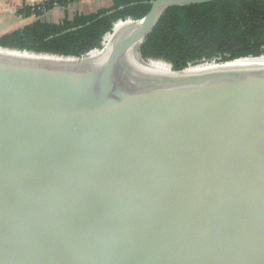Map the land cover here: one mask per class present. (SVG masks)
<instances>
[{"label":"water","instance_id":"water-1","mask_svg":"<svg viewBox=\"0 0 264 264\" xmlns=\"http://www.w3.org/2000/svg\"><path fill=\"white\" fill-rule=\"evenodd\" d=\"M209 1H149L98 57L0 56V264H264V69L141 54Z\"/></svg>","mask_w":264,"mask_h":264},{"label":"trees","instance_id":"trees-1","mask_svg":"<svg viewBox=\"0 0 264 264\" xmlns=\"http://www.w3.org/2000/svg\"><path fill=\"white\" fill-rule=\"evenodd\" d=\"M79 1L59 0L58 4L68 8ZM149 1L111 0V6L90 13L70 16L67 12L60 22L37 18L1 36L0 52L80 59L102 47L103 37L114 23L143 19L150 11ZM34 8L23 7L21 12L26 17L32 13L40 17L55 5L50 1ZM141 54L149 64L163 70L171 65L175 71L263 56L264 0H213L171 7L144 40Z\"/></svg>","mask_w":264,"mask_h":264},{"label":"crops","instance_id":"crops-1","mask_svg":"<svg viewBox=\"0 0 264 264\" xmlns=\"http://www.w3.org/2000/svg\"><path fill=\"white\" fill-rule=\"evenodd\" d=\"M44 0H0V36L16 29L18 27H24L25 25L32 23L37 19V15L32 13L30 16H25L24 13L21 12L23 7H34L35 5H39ZM82 3H88L87 0H80ZM77 3L71 4L68 8L64 6H60L47 11L44 14V17L52 20L53 22H60L67 15V12L70 16L74 14V12H78L75 8ZM79 12L90 13L92 11L79 10ZM43 17V16H42Z\"/></svg>","mask_w":264,"mask_h":264},{"label":"bare ground","instance_id":"bare-ground-1","mask_svg":"<svg viewBox=\"0 0 264 264\" xmlns=\"http://www.w3.org/2000/svg\"><path fill=\"white\" fill-rule=\"evenodd\" d=\"M122 26V22H119L115 25V29L113 31V34L111 36L108 37L107 40H109V45L113 42V40L115 39L116 36V31L118 29H120ZM3 55H8V56H15V57H19V58H25L27 60H31V61H37L36 59L26 56V55H12V54H8V53H3L0 52V56ZM103 54V53H102ZM102 54L98 55L101 56ZM133 58H137V53H133ZM153 68L155 69H159L162 71H168L167 70H163L161 68L155 67L154 65H156L155 63L150 64ZM228 69H243V70H258V69H264V56L261 57H249V58H244V59H239L237 61H233V62H229L226 63L224 65H215V64H205L203 66H199L196 68L197 72H210V71H217V70H228Z\"/></svg>","mask_w":264,"mask_h":264},{"label":"rangeland","instance_id":"rangeland-1","mask_svg":"<svg viewBox=\"0 0 264 264\" xmlns=\"http://www.w3.org/2000/svg\"><path fill=\"white\" fill-rule=\"evenodd\" d=\"M87 4L84 2V3H82V2H80L79 1V3H77V6L75 7V8H77L76 10L79 12V10H85V11H97V10H99L100 8H102V7H109V6H111L112 5V2H111V0H87ZM60 8V5H58L57 6V8ZM56 8V7H55ZM58 8V9H59ZM54 9V8H53ZM75 13V12H74ZM43 16V17H42ZM42 16H40V17H37V18H43V19H46V20H48V21H50V22H53L52 20H50V19H47V18H45L44 17V14L42 15ZM18 28H20V27H18ZM17 29V28H16ZM13 30H15V29H13ZM12 30V31H13ZM113 34V33H112ZM112 34H110V35H108L107 36V39H108V37L109 36H111ZM1 37V36H0ZM109 41V40H108ZM208 64V63H207ZM205 65V64H204Z\"/></svg>","mask_w":264,"mask_h":264},{"label":"built area","instance_id":"built-area-1","mask_svg":"<svg viewBox=\"0 0 264 264\" xmlns=\"http://www.w3.org/2000/svg\"><path fill=\"white\" fill-rule=\"evenodd\" d=\"M50 1H53L54 2L55 7H57L59 5L58 4V1L59 0H44V1H42L41 4L44 5V4H47ZM33 9H35V8L33 7ZM114 27H115V23H114L113 28L104 35L103 40H102V47L100 49H96V50H93V51L87 53L84 57L80 58L79 60H81V59H88V58H91V57H98V55L104 53V51L106 50V48L109 46V42L107 40V36L113 33V31L115 29ZM70 60H74V59H70Z\"/></svg>","mask_w":264,"mask_h":264}]
</instances>
